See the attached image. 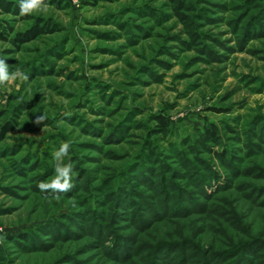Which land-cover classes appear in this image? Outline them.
Listing matches in <instances>:
<instances>
[{
	"label": "rangeland",
	"instance_id": "1",
	"mask_svg": "<svg viewBox=\"0 0 264 264\" xmlns=\"http://www.w3.org/2000/svg\"><path fill=\"white\" fill-rule=\"evenodd\" d=\"M13 1L0 264H264V0ZM63 141L56 199L38 185Z\"/></svg>",
	"mask_w": 264,
	"mask_h": 264
},
{
	"label": "clouds",
	"instance_id": "2",
	"mask_svg": "<svg viewBox=\"0 0 264 264\" xmlns=\"http://www.w3.org/2000/svg\"><path fill=\"white\" fill-rule=\"evenodd\" d=\"M46 7L44 0H20L19 13L21 16L31 15L46 9ZM18 77L25 81L28 79V76L19 69L9 74L7 63L3 58H0V86L12 83ZM40 119H43V117L38 118V120ZM70 148V141L61 142L59 149L53 153L56 161L54 167L55 176L50 181H41L38 185L42 192H51L56 199L60 198V193H66L74 187L72 165L70 162L67 164L63 162V158L69 155Z\"/></svg>",
	"mask_w": 264,
	"mask_h": 264
},
{
	"label": "trees",
	"instance_id": "3",
	"mask_svg": "<svg viewBox=\"0 0 264 264\" xmlns=\"http://www.w3.org/2000/svg\"><path fill=\"white\" fill-rule=\"evenodd\" d=\"M47 0H44V2H46ZM50 2L54 3V0H51ZM57 4V3H56ZM177 4L178 7L181 9L186 8L185 2L184 1H180L177 0ZM18 4L16 1L13 0H0V10H3L5 12H11L12 10L16 11ZM43 32V29H41L38 25L34 26L32 29H30L29 31H27L25 34L19 36L17 39H15V41H21L23 39H29V38H33L37 35H39L40 33ZM5 32L1 31L0 32V36H4ZM15 41L13 40L12 42L15 44ZM16 45V44H15ZM157 124L156 127L154 128V132L157 134H167L168 129H169V122L163 118L162 116H158L157 117ZM6 131H10L12 130L9 127L5 128ZM215 133V129L214 128H209L206 130V135L207 138L213 137ZM12 238V237H11Z\"/></svg>",
	"mask_w": 264,
	"mask_h": 264
}]
</instances>
